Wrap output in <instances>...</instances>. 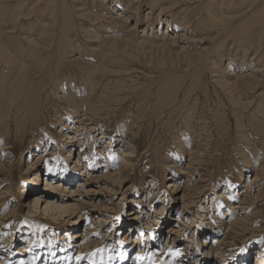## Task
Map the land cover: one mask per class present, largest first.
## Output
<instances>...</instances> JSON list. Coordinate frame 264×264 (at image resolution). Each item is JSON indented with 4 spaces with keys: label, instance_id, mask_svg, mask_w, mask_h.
<instances>
[{
    "label": "rangeland",
    "instance_id": "374dc122",
    "mask_svg": "<svg viewBox=\"0 0 264 264\" xmlns=\"http://www.w3.org/2000/svg\"><path fill=\"white\" fill-rule=\"evenodd\" d=\"M214 1L0 0V264L264 256V0L219 25ZM53 196L74 220L45 212Z\"/></svg>",
    "mask_w": 264,
    "mask_h": 264
},
{
    "label": "bare ground",
    "instance_id": "6f19581e",
    "mask_svg": "<svg viewBox=\"0 0 264 264\" xmlns=\"http://www.w3.org/2000/svg\"><path fill=\"white\" fill-rule=\"evenodd\" d=\"M188 1H190V0H188ZM210 1V0H209ZM212 1V0H211ZM247 0H236V2H235V0H220V4H217V5H214V4H208V5H206V7H207V9H206V12H208L209 13V15H210V17L211 18H213V20H214V22L217 24V25H219L220 24V22L223 20L222 18H221V16L219 17V14H217L218 13V11L219 10H225V11H227V10H229V11H231V9L233 8V7H235L236 9L238 8V7H240V9H242L244 6H245V9L243 10V12L246 10V12L248 11V9H249V7L250 6H252V5H250V6H248L247 5V2H246ZM136 2V1H135ZM215 3H216V0L214 1ZM217 2H219L218 0H217ZM177 3H179V2H177ZM194 3V2H193ZM233 3H235V4H233ZM252 4V3H251ZM174 5H175V3H174ZM186 5V4H185ZM175 7V6H174ZM201 7V6H200ZM171 10V9H170ZM219 13H220V11H219ZM236 13H238L237 11H236ZM249 13H250V11H249ZM231 14H235V13H231ZM21 15H22V13H21ZM186 15V14H185ZM245 15V14H244ZM224 16V15H223ZM247 17V16H246ZM242 18V17H241ZM210 19V18H209ZM263 20V19H262ZM243 22V21H242ZM264 22V21H263ZM18 23V22H17ZM227 25V24H226ZM229 28V27H228ZM252 28V27H251ZM167 33V32H166ZM219 35V34H218ZM10 38V37H9ZM165 38V37H164ZM33 44H35V42H33ZM153 45V44H152ZM33 46V45H32ZM36 46V45H35ZM3 47H6V44H0V48H3ZM151 47V46H150ZM259 51V50H258ZM262 54V53H261ZM10 59V58H9ZM253 60V59H252ZM22 67H23V65H22ZM25 76V71L23 70V69H21L20 70V72H19V83H21L22 82V78ZM259 78V77H258ZM24 81L26 80V78H24L23 79ZM20 91H24V89H15L14 90V92L15 93H18V92H20ZM162 111H159V112H157V113H155L156 115H158V117L162 114L161 113ZM188 116H189V114H188ZM187 116V117H188ZM91 117V116H90ZM186 117V118H187ZM185 118V119H186ZM189 118H191V117H189ZM63 120V119H62ZM62 120H60V121H62ZM59 121V120H58ZM184 121H186V120H184ZM128 125H126V127H127ZM183 126L185 127V128H190V125H189V123L188 122H184V124H183ZM201 126V125H200ZM200 126H198V127H200ZM195 127V126H194ZM196 127H197V125H196ZM195 127V128H196ZM92 128V127H91ZM129 128V127H128ZM191 129V128H190ZM197 129V128H196ZM195 129V131H197ZM11 130V129H10ZM127 130V129H126ZM125 130V131H126ZM131 130H132V128H131ZM178 130H180V129H178ZM199 130V129H198ZM92 132V131H91ZM130 132V131H129ZM180 132V131H179ZM178 132V133H179ZM190 132V131H189ZM201 132V131H200ZM126 134H128V133H126ZM125 134V135H126ZM199 134V133H198ZM134 135V134H133ZM136 135V134H135ZM138 135V134H137ZM194 135V134H193ZM27 136V135H26ZM181 136V135H180ZM19 137L20 138H22V139H24L25 138V135H23V131L21 132L20 130H19ZM29 138V137H28ZM27 138V139H28ZM177 139V138H176ZM75 140H76V138H75ZM129 139L127 138V136H126V138H125V141H126V143H127V141H128ZM3 142H6V141H3ZM3 142H2V144H0L1 146H0V148H4L3 147ZM21 142V141H20ZM181 142H182V140H181ZM187 142V141H186ZM197 142H199V141H197ZM21 143H23V142H21ZM7 144H8V142H7ZM110 144H112V143H110ZM198 144V143H197ZM8 145H10V144H8ZM189 145V144H188ZM191 145V144H190ZM189 145V146H190ZM194 145V144H193ZM107 146H110V145H107ZM182 146H183V144H182ZM190 147H193V146H190ZM188 148V153H190L189 152V149H192V148ZM178 148V147H177ZM4 150V149H3ZM106 150V149H105ZM195 150H196V148H195ZM195 150L194 151H192V152H195ZM198 150V149H197ZM196 150V151H197ZM5 151V150H4ZM181 152V151H180ZM198 152V151H197ZM72 153V152H71ZM127 153V152H126ZM125 153V154H126ZM199 153V152H198ZM133 154V153H132ZM207 154V153H206ZM195 156V155H194ZM129 157H131L129 154H127V156H125V158H129ZM190 157V156H189ZM193 156H192V154H191V158H192ZM194 158H196V156L194 157ZM197 159V158H196ZM195 161H197V160H195ZM196 163V162H195ZM191 164H194V163H191ZM63 168V167H62ZM62 168H60V171L62 170ZM65 169V168H64ZM59 170V169H58ZM68 171V170H67ZM56 172H58V171H56ZM191 172H194V171H192L191 170ZM56 174V173H55ZM59 175V174H58ZM67 175V174H66ZM73 176V175H72ZM251 181V180H250ZM46 187H52L55 191H57L58 190V188L60 187V186H56L55 187V184L53 183V181H46ZM178 188H182L180 185H176V188L175 189H178ZM248 189H250V188H248ZM184 191V188L182 189V192ZM73 193V192H72ZM75 195V194H74ZM73 194H72V196H74ZM46 197H48V193H46V192H44V194L43 193H40V194H37L36 195V201H35V203L33 204V208H36V207H38L39 208V206L41 205V203H42V201L44 200V198H46ZM228 198V197H227ZM45 200H47L48 201V205H47V207L45 208V212H47L48 213V211H50L49 213H51V216H53L54 217V219H56L57 217L58 218H64V216H66V215H69V216H66L65 217V220L67 219V217H70L72 220H74L75 218H72V216L74 215V213H76L77 212V209H76V207L77 206H69V204L68 205H66L65 203V201L63 200V199H61V198H58V197H56V196H53V197H50V198H48V199H45ZM245 200V199H244ZM243 200V201H244ZM247 200V199H246ZM60 202V203H57V202ZM64 201V202H63ZM78 201V200H77ZM46 202V201H45ZM233 205V204H232ZM237 205V204H236ZM230 206V205H229ZM187 207H189V206H187ZM241 207V206H240ZM240 207H235L234 209H236V208H240ZM231 209H233V208H231ZM233 209V210H234ZM82 211V210H81ZM234 212V211H233ZM57 215H59V216H57ZM80 215V214H79ZM135 215H136V213H135ZM138 215V214H137ZM52 217V218H53ZM250 218L249 219H247L248 221H250V222H252L253 221V217H251V216H249ZM57 218V219H58ZM176 220H178V219H176ZM78 222V221H77ZM76 221L74 222V223H77ZM180 222V221H179ZM246 222V221H245ZM244 221H243V219L242 220H239L238 219V221H236L235 223H233L232 224V227H231V225H230V228H232L233 230H235V232H237V231H239L240 230V232L242 231L241 230V226H244L245 227V223ZM170 225H171V223H170ZM246 225H248V224H246ZM134 226L135 225H132V226H130L129 227V229L131 228V230L130 231H132V229L134 230ZM175 226V225H174ZM170 226L169 227V229H170V232L169 233H172L173 231L175 232V231H177V230H175V227H177V226ZM248 227L249 226H247V228H245L244 229V231H248L249 229H248ZM85 230L83 231V233H81V232H76L75 233V235H73L74 236V239L76 238L77 240H80L78 243V246H79V248H88V246L90 247L92 244H91V242L90 241H87L86 240V236L89 234V232H90V229H89V227L88 226H86L85 225ZM187 228V227H186ZM139 229V227H137L136 228V230H138ZM181 230V229H180ZM234 233V232H233ZM69 234H71V233H69ZM134 234H136V232L134 233ZM171 235V234H170ZM193 235V234H192ZM209 236L210 235H206L205 237H203L202 239H203V243H202V245L201 246H203V247H206L209 243H208V241L210 240L209 239ZM211 237V236H210ZM169 238V237H168ZM172 238V237H171ZM195 237H193L192 238V241L191 242H193V239H194ZM213 240H215L213 243V248L214 249H216L215 250V252L217 253L218 251H219V249L218 248H220L219 246H221L222 245V242L220 241V239L219 240H217V237H213L212 238ZM65 240V239H64ZM167 240V239H166ZM171 240V239H170ZM90 242V243H89ZM135 242L138 244L139 243V249H140V252L141 253H143L142 252V249H141V247H142V245L144 246L145 245V243H143V240H142V238L141 237H139V238H137V239H135ZM150 242V241H149ZM176 242V241H175ZM95 244V243H94ZM150 245V244H149ZM148 245V246H149ZM210 245H211V243H210ZM210 245H209V247H210ZM217 245H219V246H217ZM77 247V246H76ZM101 246H99L98 248H100ZM211 247V248H212ZM21 248V247H20ZM120 250V249H119ZM221 250V249H220ZM22 251V250H21ZM27 251V250H26ZM223 251H225V250H223ZM119 252H121V251H119ZM145 252V251H144ZM222 252V251H221ZM26 253V252H25ZM79 253H80V251H79ZM82 253V252H81ZM88 253V252H87ZM91 254V253H90ZM127 254V253H126ZM262 253H261V251H259V253H258V258L256 259V261H257V263L256 264H262L263 262H264V256L262 257V256H260ZM27 255H29V254H27ZM35 255V258L37 257V254H34ZM64 257V256H63ZM126 257V256H125ZM139 257H140V255L139 256H136V259L138 258L139 259ZM142 257V256H141ZM4 258V257H3ZM30 258V257H29ZM65 258V257H64ZM67 258V257H66ZM5 259V258H4ZM10 259V258H9ZM69 259V258H68ZM118 259V258H117ZM136 260L137 262V264H139L140 263V259L139 260ZM143 259V258H142ZM126 260V259H125ZM125 260L123 261V262H125ZM130 260V259H129ZM8 261V259L6 260H4L3 262H7ZM50 259H48V258H46L45 259V261H44V263L43 264H49L50 263ZM95 263L97 262L98 263V261L97 260H93ZM247 261H249L250 262V259H248ZM116 262V261H115ZM243 262H244V260H243ZM58 263H60V262H58ZM119 263V262H118ZM142 263H143V261H142ZM155 263H157V262H155ZM67 264V263H66ZM108 264V263H107ZM117 264V263H116ZM147 264V263H146ZM248 264H250V263H248Z\"/></svg>",
    "mask_w": 264,
    "mask_h": 264
}]
</instances>
